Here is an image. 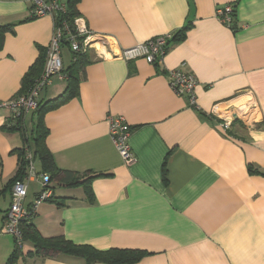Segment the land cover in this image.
<instances>
[{
	"label": "crops",
	"instance_id": "crops-1",
	"mask_svg": "<svg viewBox=\"0 0 264 264\" xmlns=\"http://www.w3.org/2000/svg\"><path fill=\"white\" fill-rule=\"evenodd\" d=\"M60 1L67 7L69 0ZM75 2L88 30L104 37L112 54L100 43L88 51L77 95L47 111L43 124L54 165L95 176L92 199L81 186L52 181L55 202L39 204L31 225L43 238L148 253L133 264H264V0ZM227 4L230 27L216 17ZM30 8L29 0H0V27L8 26L0 42L1 102L20 95L22 77L45 59L52 22L30 18ZM165 35L159 67L117 56ZM74 60L63 47L64 72ZM176 69L196 81L193 106L169 86L167 72ZM65 87L54 77L40 100L58 97ZM249 106L244 123L221 127L219 113ZM10 117L0 109V229L10 204L7 185L18 168L11 151L23 144L19 132L5 128ZM35 117L24 116L27 135ZM110 117L131 128L135 162L128 166L110 140ZM34 168L39 173L37 161ZM37 182H28L26 205L39 191ZM30 183L38 187L29 197ZM10 238L0 236L4 264L15 250ZM32 251L23 241L14 264H84L64 255L27 257Z\"/></svg>",
	"mask_w": 264,
	"mask_h": 264
},
{
	"label": "built area",
	"instance_id": "built-area-1",
	"mask_svg": "<svg viewBox=\"0 0 264 264\" xmlns=\"http://www.w3.org/2000/svg\"><path fill=\"white\" fill-rule=\"evenodd\" d=\"M31 4L30 18L49 17L52 22V35L46 49L43 67L39 77L34 81L26 93L20 94L8 101H0V109H6L11 117L25 116L37 109L41 93L51 84L54 77L66 80L61 61V50L67 48L74 54H87L96 44H104L107 54H112L108 42L104 37L92 34L83 18L77 16L72 23L60 17L66 11L65 5L60 0H29ZM232 5L227 4L216 9L217 19L230 27L232 22ZM169 35L160 36L138 44L130 49L121 50L117 56L124 60L143 58L148 64L159 67L166 51ZM169 86L178 96H185L190 104L194 105L193 88L195 79L191 74L180 69L167 72ZM252 111L253 107L230 110L219 113L221 127L229 129L231 124L238 120L245 122V112ZM108 134L110 140L123 163L128 166L135 162V157L129 146L131 128L122 117L108 118ZM28 167L23 180H17L10 189V204L5 212L4 223L0 234L9 235L14 239L15 247L22 248L23 238L21 226L28 223L35 215L39 204L48 202L53 197L51 181L46 174H38L30 154H27ZM38 180L39 191L33 201L26 205L25 199L28 191V182Z\"/></svg>",
	"mask_w": 264,
	"mask_h": 264
},
{
	"label": "trees",
	"instance_id": "trees-1",
	"mask_svg": "<svg viewBox=\"0 0 264 264\" xmlns=\"http://www.w3.org/2000/svg\"><path fill=\"white\" fill-rule=\"evenodd\" d=\"M75 3V0H69L65 13L60 16L70 24L75 17L79 16L75 9ZM7 28L8 26L0 27V42L3 37V33L7 30ZM176 39L177 36L172 38V40ZM71 55L75 60L66 72L63 71L66 75L65 90L61 95L54 99L47 100L45 102L39 100L37 109L32 112L36 117L32 125L31 133H29V135L26 134L23 125L24 116L15 118L10 117L9 120L6 121L5 128H7V130L19 132L23 143L21 148L11 151V153L16 155L18 168L14 177L8 182L7 188L9 189H11L15 181L23 180L26 176L28 167V160L26 159V156L27 154H30L33 163L36 161L39 163L40 171L38 174L41 173L48 175L50 181L56 183L57 186L66 188L81 186L84 189L86 199H92L90 181L95 176H89V173H85L83 176H80L72 171L58 169L54 165L52 157L45 144L47 129L43 124L44 114L49 110H54L64 105L77 95L78 73L86 63V54L81 55L71 53ZM43 63L44 58L41 56L22 77L20 94L26 93L32 86L42 70ZM162 182L164 184L166 183L165 164L162 166ZM49 201L55 202L53 197ZM58 204L61 205L62 203L59 202ZM21 231L23 241L30 242L33 246V251L28 252L26 254L27 257L38 256L43 258H54L58 255H64L81 259L84 264H133L148 254L145 251L129 249L111 248L107 250H97L90 245H76L61 236L43 238L34 226L31 225V221L23 223ZM20 255V249L15 247V250L7 259L6 264H14Z\"/></svg>",
	"mask_w": 264,
	"mask_h": 264
},
{
	"label": "rangeland",
	"instance_id": "rangeland-1",
	"mask_svg": "<svg viewBox=\"0 0 264 264\" xmlns=\"http://www.w3.org/2000/svg\"><path fill=\"white\" fill-rule=\"evenodd\" d=\"M35 167H36V166H35ZM37 187H38V186H37L35 183H30V184H29V192H28V193H29V197H30V193L32 192V190H34V189L37 190ZM1 235H4V234H0V236H1ZM10 237H11V236H10ZM6 238H7V237H6ZM9 241H10V242L12 243V245H13L12 237L10 238ZM0 264H4V262H3V257H2L1 255H0Z\"/></svg>",
	"mask_w": 264,
	"mask_h": 264
}]
</instances>
